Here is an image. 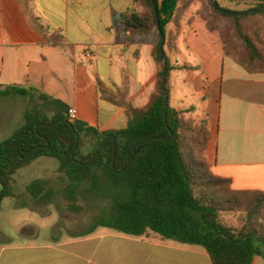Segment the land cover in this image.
Returning a JSON list of instances; mask_svg holds the SVG:
<instances>
[{"label": "crops", "instance_id": "1", "mask_svg": "<svg viewBox=\"0 0 264 264\" xmlns=\"http://www.w3.org/2000/svg\"><path fill=\"white\" fill-rule=\"evenodd\" d=\"M132 6V0H0V90L15 86L44 103L57 99L100 132L126 129L125 107L105 100L98 80L139 109L156 90L154 38L128 44L123 30L122 16ZM201 8L202 0H194L178 27H170L171 46L164 50L173 66L187 67L171 75L170 106L206 125L205 157L214 176L230 180L234 191L263 193L264 73L251 74L225 55L220 34L209 31ZM51 35L64 36L66 44L54 47ZM63 77L67 83L74 79L72 96L57 93ZM84 77L96 92L93 117L82 111L89 104ZM22 228L15 236L32 240L15 243L0 229V264H213L203 247L153 234L97 229L87 237L41 243L34 240L36 229ZM254 264L264 259L256 257Z\"/></svg>", "mask_w": 264, "mask_h": 264}, {"label": "trees", "instance_id": "2", "mask_svg": "<svg viewBox=\"0 0 264 264\" xmlns=\"http://www.w3.org/2000/svg\"><path fill=\"white\" fill-rule=\"evenodd\" d=\"M227 1L243 7L232 10L235 12L258 11L244 16L226 15L218 12L211 0H202L201 17L209 31L220 34L227 57L251 74L264 73V0ZM132 2L122 16L127 42L153 37V54L159 64L158 83L149 104L135 108L127 102L125 93L115 95L98 80L103 98L125 107L126 129L100 132L78 120L70 122L69 109L59 102L63 112L45 121L54 125L40 127L25 142V137L11 140L7 144L16 141L12 147L0 142V209L4 199L14 197L11 183L19 170L40 157L54 158L59 162V171L68 178L62 197L73 213L84 209L79 204L83 185L91 182L95 188L99 186L98 172L113 185L110 208L80 237L91 235L99 227L136 237L153 234L164 241L203 247L213 264H254L256 257L264 259V192H237L230 180L214 176L205 157L210 139L206 125L187 118L170 103L165 109L163 89L169 95L172 73L187 67L173 66L166 50L168 67H164L158 23L166 37L164 47H170L171 25L178 27L180 16L194 0H157L159 17L153 0ZM217 2L221 8L231 10ZM47 37L54 47L66 44L62 35ZM27 94L24 89L10 86L0 90V99ZM27 128L35 130V122H28ZM84 136L96 140L87 155L82 154ZM78 137L79 146L73 155ZM145 140L149 141L135 149L127 161L131 149ZM39 146L47 148L25 153ZM27 191L40 204L49 203L55 194L43 179L33 181Z\"/></svg>", "mask_w": 264, "mask_h": 264}, {"label": "rangeland", "instance_id": "3", "mask_svg": "<svg viewBox=\"0 0 264 264\" xmlns=\"http://www.w3.org/2000/svg\"><path fill=\"white\" fill-rule=\"evenodd\" d=\"M222 7H228L232 10H240L243 7L228 5V2L219 0ZM58 84L57 93L62 97L73 95L74 79ZM72 79V80H71ZM82 79V78H81ZM88 92L85 94L89 104L84 111L88 117H93L96 108V99L91 79L84 77L82 79ZM90 85V86H89ZM72 87V88H71ZM99 97L101 95L97 92ZM79 98L83 93L78 94ZM46 102L39 101L36 94H27L25 96L15 95L12 97L0 99V142L5 145L13 139H19L28 130V122L36 124H46L45 121L53 119L63 108L60 101ZM99 112L100 109H99ZM15 141V142H16ZM96 140L92 136H84L82 139V154L87 155L94 148ZM100 184L97 188L91 182L83 185L79 194V204L83 206L81 213H73L68 209L67 202L62 197V190L68 186V178L59 171V162L57 159L49 157H40L32 163L26 165L14 176L12 189L14 197L4 199L0 210V229L5 230L14 239L15 243H20L24 238L15 236L19 227L25 232L36 229L38 239L41 243L52 242L55 239H71L80 237V234L90 228L92 223L98 219L104 211L110 208L113 199V185L109 179L98 172ZM47 180L49 186L54 189L55 194L49 203H38L27 191V187L35 180ZM99 231L113 232L117 231L105 227H99Z\"/></svg>", "mask_w": 264, "mask_h": 264}, {"label": "water", "instance_id": "4", "mask_svg": "<svg viewBox=\"0 0 264 264\" xmlns=\"http://www.w3.org/2000/svg\"><path fill=\"white\" fill-rule=\"evenodd\" d=\"M211 1H212L213 5H214V8H215L218 12H220V13H222V14H226V15L244 16V15H246V14H249V13H256V12L258 11V10H256V9H251V10H246V11H241V12H235V11H232V10H227V9H223V8H221V7L218 5L217 0H211ZM153 4H154V7H155L156 15H157V17H159L157 0H153ZM263 7H264V6H263ZM263 7L259 10V12H262V11H263ZM158 26H159L160 35H161V40H160V43H159L160 60H161V62L164 64V67L167 69V67H168V62H167V58H166V54H165V50H164V46H165V42H166V37H165V35H164V33H163L162 29H161L160 22L158 23ZM166 78H167V74H165V76H164V83L166 82ZM163 93H164V97H165V109H167V108H168V105H169V95L167 94V92H166L165 89H163ZM166 118H167V116H166ZM52 125H54V124H52ZM52 125H51V124H40V125L36 126L35 130H28V131H27L26 133H24L20 138L25 137L24 140H23V142H25L30 136L35 135L36 131H37L40 127H50V126H52ZM27 133H29V135L25 136ZM20 138H19V139H20ZM19 139H17V141H18ZM114 141H115V139H114ZM148 141H149V140H145V141H142V142L136 144V145L131 149V151H130V153H129V155H128L127 161L130 160L131 155H132V153H133V151H134L135 149H137L139 146L143 145L144 143H146V142H148ZM15 143H16V142H14V143L11 144V145H7V146H8V147H12L13 145H15ZM105 143H106V142H104V143L100 146L99 150H101V149L104 147ZM78 146H79V137H78V142L76 143L75 148H74V150H73V155L75 154V152H76ZM43 148H47V147L39 146V147H36V148H34V149H32V150H30V151H28V152H25V153H29V154H31V153H33L34 151L39 150V149H43ZM114 154H115V151H114ZM95 156H96V155H95ZM95 156H94V158H95ZM94 158H93V159H94ZM126 167H127V164L125 165L124 169H125Z\"/></svg>", "mask_w": 264, "mask_h": 264}, {"label": "built area", "instance_id": "5", "mask_svg": "<svg viewBox=\"0 0 264 264\" xmlns=\"http://www.w3.org/2000/svg\"><path fill=\"white\" fill-rule=\"evenodd\" d=\"M68 119H69L70 122H74V121L77 120V112H76V110H69Z\"/></svg>", "mask_w": 264, "mask_h": 264}]
</instances>
